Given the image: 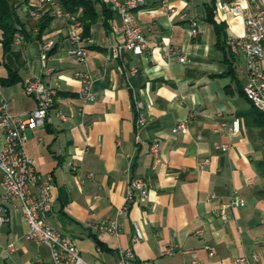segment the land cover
I'll return each instance as SVG.
<instances>
[{
	"label": "crops",
	"instance_id": "1",
	"mask_svg": "<svg viewBox=\"0 0 264 264\" xmlns=\"http://www.w3.org/2000/svg\"><path fill=\"white\" fill-rule=\"evenodd\" d=\"M231 1L173 0V13L149 1L137 11L148 49L140 55L124 50L118 57L111 52L124 41L122 15L109 7L106 18L97 2L96 21L81 20L86 65L68 54L70 26L54 11L39 35V20L23 10L25 38L14 45L15 54L4 50L0 30V80L15 115L27 116L36 107L24 81L41 74V46L54 42L48 60L53 73L43 81L58 96L46 125L28 131L25 147L51 184L50 222L77 240L85 262L117 264L137 223L144 234L135 248L142 264H187L194 256L198 264H235L242 257L264 264V112L243 92L244 55L227 44L245 33L244 15L229 10ZM257 5L264 8V0H249L246 11ZM162 44L179 52H165ZM86 69L94 79L91 102L80 98L82 83L75 77ZM135 98L144 104L141 127ZM236 119L240 130L233 133ZM181 122L186 132L177 130ZM154 140L157 163L150 153ZM134 178L148 182L150 200L130 203L129 213L117 218ZM1 180L0 171V193ZM233 196L245 205L228 208L223 219L219 205ZM114 218L121 224L119 237L92 225ZM28 233L21 215L12 213L0 224V264H55L51 249Z\"/></svg>",
	"mask_w": 264,
	"mask_h": 264
},
{
	"label": "built area",
	"instance_id": "2",
	"mask_svg": "<svg viewBox=\"0 0 264 264\" xmlns=\"http://www.w3.org/2000/svg\"><path fill=\"white\" fill-rule=\"evenodd\" d=\"M57 0H31L26 6V12L31 19L40 20L49 6ZM112 9L120 11L124 27V41L121 45L113 46L111 56L118 57L124 50L135 55L142 54L149 47L148 38L143 33L142 26L137 17V11L153 0H102ZM159 3L160 9L165 13H173V0H154ZM249 0H232L229 10L237 15H244L245 33L239 37H231L227 44L234 54H243L246 61L248 81L243 87L245 96L253 103L254 107L264 112V8L257 5L255 11L248 12ZM54 15L63 18L70 26L68 40L70 48L68 54L78 62L87 64L88 50L83 42V24L78 15L65 10L61 5H56ZM24 35L18 32L15 36V44L20 45L24 41ZM54 46L53 41H45L41 46L40 60L42 64L41 74L31 75L24 81L25 91L36 101V107L27 115L11 114L8 103L3 94L0 80V171L2 172L0 193V224L8 223L11 214L21 215L29 225L28 236L38 245H45L52 251L55 264H89L81 257L78 242L72 236L58 231L50 222V213L53 210V197L51 184L38 173L34 160L26 150L28 131L44 127L48 121V114L58 96V89L44 83L43 77H50L53 69L48 66L49 53ZM162 49L168 53H178L177 47L162 44ZM185 59V58H184ZM137 73V70H133ZM82 87L79 96L84 101H94V79L90 72L78 70L75 72ZM134 107L137 112V126L146 123L143 113V102L135 98ZM60 117L65 118L64 115ZM177 130L186 132L187 125L179 123ZM240 130V120H234L231 131L237 133ZM150 153L155 162H159V140H154ZM74 169L76 164L72 163ZM215 196H211L213 199ZM147 203L150 200V187L143 178L131 179L128 186L127 203L117 210V218L126 216L130 210V203L134 201ZM245 201L238 196H233L227 202L219 205V213L226 218V210L237 206H244ZM117 218L105 221H94L93 227L101 234L119 237L122 228ZM201 234L202 231H197ZM144 239L141 227L135 223L131 245L119 249L117 264H142L135 251ZM13 248V245L10 246ZM171 253V251H169ZM257 259V255L253 256ZM245 257L236 260L235 264H247ZM187 264H198L197 256Z\"/></svg>",
	"mask_w": 264,
	"mask_h": 264
},
{
	"label": "trees",
	"instance_id": "3",
	"mask_svg": "<svg viewBox=\"0 0 264 264\" xmlns=\"http://www.w3.org/2000/svg\"><path fill=\"white\" fill-rule=\"evenodd\" d=\"M31 0H0V30L2 31V44L6 52L16 53L14 51L15 36L18 32L25 33V22L20 11L26 9ZM103 5V14L106 18L110 17L111 9L103 3L102 0H57L49 6L44 15L39 20V35L47 29L54 16L52 12L56 5H61L65 10L72 13L81 12L80 19L84 25L96 21L97 10L96 3ZM27 16H29L27 14ZM211 17V14H210ZM84 38V34H83Z\"/></svg>",
	"mask_w": 264,
	"mask_h": 264
},
{
	"label": "rangeland",
	"instance_id": "4",
	"mask_svg": "<svg viewBox=\"0 0 264 264\" xmlns=\"http://www.w3.org/2000/svg\"><path fill=\"white\" fill-rule=\"evenodd\" d=\"M23 11H20V14H21V17H23V13H22ZM25 16V15H24Z\"/></svg>",
	"mask_w": 264,
	"mask_h": 264
}]
</instances>
